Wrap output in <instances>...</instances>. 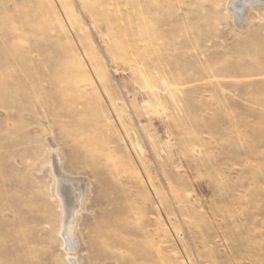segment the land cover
I'll list each match as a JSON object with an SVG mask.
<instances>
[{"label": "rangeland", "instance_id": "obj_1", "mask_svg": "<svg viewBox=\"0 0 264 264\" xmlns=\"http://www.w3.org/2000/svg\"><path fill=\"white\" fill-rule=\"evenodd\" d=\"M236 1L0 0V264H264V3Z\"/></svg>", "mask_w": 264, "mask_h": 264}, {"label": "bare ground", "instance_id": "obj_2", "mask_svg": "<svg viewBox=\"0 0 264 264\" xmlns=\"http://www.w3.org/2000/svg\"><path fill=\"white\" fill-rule=\"evenodd\" d=\"M260 0H237L234 3V7L237 11L238 17L242 16L244 9L250 6L260 4ZM264 3V0H263ZM248 8V9H249ZM58 172V194L61 197L65 205V222L62 235L65 237L67 243V249L74 250L76 242L73 236V225L77 208L79 207L81 200V192L79 187L71 179L66 178L60 172ZM80 186V185H79ZM73 264H80L78 260L72 259Z\"/></svg>", "mask_w": 264, "mask_h": 264}]
</instances>
